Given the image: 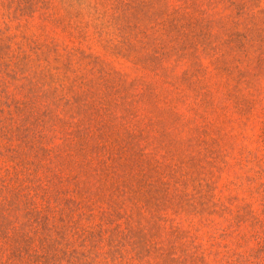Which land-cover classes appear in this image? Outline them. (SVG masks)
I'll list each match as a JSON object with an SVG mask.
<instances>
[{
    "label": "rangeland",
    "instance_id": "rangeland-1",
    "mask_svg": "<svg viewBox=\"0 0 264 264\" xmlns=\"http://www.w3.org/2000/svg\"><path fill=\"white\" fill-rule=\"evenodd\" d=\"M0 264H264V0H0Z\"/></svg>",
    "mask_w": 264,
    "mask_h": 264
}]
</instances>
